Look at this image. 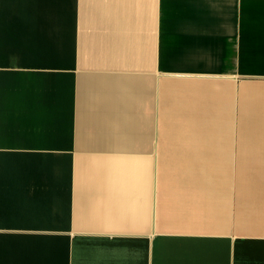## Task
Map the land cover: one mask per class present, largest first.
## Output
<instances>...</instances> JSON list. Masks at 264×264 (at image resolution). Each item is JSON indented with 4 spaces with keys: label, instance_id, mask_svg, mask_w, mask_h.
I'll use <instances>...</instances> for the list:
<instances>
[{
    "label": "crops",
    "instance_id": "0c3cea01",
    "mask_svg": "<svg viewBox=\"0 0 264 264\" xmlns=\"http://www.w3.org/2000/svg\"><path fill=\"white\" fill-rule=\"evenodd\" d=\"M0 264H264V0H0Z\"/></svg>",
    "mask_w": 264,
    "mask_h": 264
},
{
    "label": "rangeland",
    "instance_id": "374dc122",
    "mask_svg": "<svg viewBox=\"0 0 264 264\" xmlns=\"http://www.w3.org/2000/svg\"><path fill=\"white\" fill-rule=\"evenodd\" d=\"M242 86L240 87V91L242 90ZM239 93H241V92H239ZM238 101H239V99H238ZM233 137H234V139H237V142H238V130H236V137H235V135H233ZM192 143H197V142H192Z\"/></svg>",
    "mask_w": 264,
    "mask_h": 264
}]
</instances>
